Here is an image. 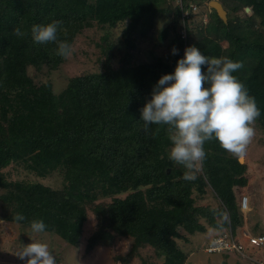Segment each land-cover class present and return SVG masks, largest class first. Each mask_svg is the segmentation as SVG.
<instances>
[{"label":"trees","instance_id":"trees-1","mask_svg":"<svg viewBox=\"0 0 264 264\" xmlns=\"http://www.w3.org/2000/svg\"><path fill=\"white\" fill-rule=\"evenodd\" d=\"M210 1L181 0V6L171 10L161 9L158 0H0V201L9 212L7 220L29 228L32 220H43L44 232L76 247L85 238L89 217H95L100 229L87 238V251L102 249L115 235L131 239V251L121 264L134 257L142 264H186L189 253L177 243L180 228L202 233L206 225L201 219L221 232L231 228L235 234L243 226L236 189L247 185V165L212 140L205 143L206 158L196 171L186 169L168 158L172 142L167 126L153 135L157 126L146 133L141 120V109L161 76L174 73L185 48L196 46L205 56L243 63L233 75L255 97L261 111L255 125L264 133V0H231L242 7L238 12L244 16L245 9H251L254 27L252 18L242 25L226 10L227 21L218 19L214 36L182 38L185 12ZM164 17L168 21L158 44L169 40V49L177 48L178 54H172L171 64L153 55L148 63L134 67L130 51L137 49V39L148 37L155 20ZM53 21L62 22L58 39L72 46L95 25L105 33L103 72L73 77L59 93L50 81L37 83L30 75L32 69L56 70L67 60L55 54L54 43L32 40V25ZM126 21L122 35L127 50L116 70L114 45L108 44L106 30ZM16 28L27 35L17 36ZM14 163L40 178L60 171L64 186L56 190L14 181L5 171ZM185 172L192 179H185ZM196 186L201 193L212 188L220 205H195ZM95 190L111 193V203L97 205ZM123 193L125 198L119 196ZM17 214L25 219L16 221ZM147 248L154 254L144 252ZM223 258H228L226 252Z\"/></svg>","mask_w":264,"mask_h":264},{"label":"rangeland","instance_id":"rangeland-1","mask_svg":"<svg viewBox=\"0 0 264 264\" xmlns=\"http://www.w3.org/2000/svg\"><path fill=\"white\" fill-rule=\"evenodd\" d=\"M220 2L225 10L232 12L234 17L239 19V23L242 25L247 21L246 19L252 18L255 23L251 21V27L257 23L254 17H252V11H246V16L243 13L238 12L240 5L231 0H216ZM181 0H158V5L161 9L175 8L180 5ZM210 2H205L202 5H193V11L185 12L181 26L182 38H189L192 41L202 39L204 36H214V28L220 18L217 12L210 7ZM181 6V5H180ZM190 14V15H189ZM168 18H159L155 20V24L149 32L148 37L144 39H137L138 47L134 51H130L134 58L132 64L134 67L136 64L141 65L148 63L152 56H158L157 58L168 60L172 63L173 55L172 49H169V40L159 42L161 30L166 26ZM222 19V18H221ZM129 21L125 23L117 24L116 27H109L106 31L109 33L107 42L114 45V60L113 66L116 70L122 66L120 61L127 50L125 41L123 38V32L126 29ZM104 31L97 25L93 29L87 30L78 36L73 48V55L59 66L58 69L48 71L46 68L36 71L30 70V75L36 80V82L50 81L56 93L66 86L69 80L76 76L95 75L103 72L102 62L106 60L103 53L104 44ZM174 34L169 35L172 37ZM140 41V42H139ZM255 136L251 143L247 146L246 153L243 156V164L248 168V182L244 187H238L236 194L238 200L243 195L249 198L248 210L241 209L244 213V224L238 228L234 234L231 228L225 229V232H221L220 228H214L208 226L204 219L200 222L206 225V229L202 233L190 234L180 228V234L182 238L177 239L179 247L186 253H189L186 264H264V247L257 248L252 247L247 242V238L250 235L264 234V133L260 131L259 127L255 125ZM227 155H232L227 152ZM234 156V155H232ZM195 166V171H196ZM198 168V167H197ZM10 178L14 181H27L31 183H40L46 186H50L53 189L61 190L64 186V177L60 171L53 172L45 178H40L34 173L24 169L21 164L14 163L8 169ZM3 191L0 190V196ZM94 196L98 198V204L111 203L110 194L103 195L100 190L92 192ZM127 193L119 195L125 198ZM195 200V205L202 207L217 208L220 205L218 198L214 191L210 187H206L203 193L198 191V187H194V193L192 194ZM5 211V212H4ZM9 212L4 210L0 201V264H26V260L22 261L16 253L23 249L24 245L31 242L46 243L49 250L56 258V264H121L122 258H126L130 253L133 241L131 239L115 235V238L107 245L96 251H87V238L97 232L99 227V221L97 218L90 219L85 225L84 240L76 247L69 246L62 242L57 236L43 232L40 234H34L29 227H24L18 222L7 220L5 214ZM221 223L219 222V226ZM260 225L257 229V226ZM223 229V230H224ZM236 235L240 240V243L245 246V252L249 254L251 258L243 257L242 254L230 252L228 258L224 261L223 256L219 254H208L204 247L205 243L211 242L216 236ZM148 254H154L153 248L144 249ZM145 253V254H146ZM253 257V258H252ZM117 258V260L115 259ZM129 264H142L138 257H134Z\"/></svg>","mask_w":264,"mask_h":264},{"label":"clouds","instance_id":"clouds-1","mask_svg":"<svg viewBox=\"0 0 264 264\" xmlns=\"http://www.w3.org/2000/svg\"><path fill=\"white\" fill-rule=\"evenodd\" d=\"M61 23L34 24L31 35L36 44L54 43L55 54L67 59L73 55L74 48L66 40L58 39ZM14 31L21 38L27 35L20 28ZM171 51L173 55L179 52L175 47ZM205 65L206 72L202 70ZM242 67V62L228 57H208L198 47L189 46L185 48L184 57L178 60L174 73L161 76L153 88L152 98L141 109V120L146 133L152 125L157 126L153 135L167 126L172 142L168 153L171 161L193 169L206 158L204 145L212 140L235 157L243 158L255 136L253 125L261 111L255 97L250 96L246 86L233 75ZM184 178L192 179L188 172ZM243 197L248 198L243 195L240 205ZM14 219L22 221L25 217L17 214ZM30 227L34 234H40L47 226L43 220H32ZM215 254L223 256V253ZM16 256L26 260V264H56L46 243L24 245Z\"/></svg>","mask_w":264,"mask_h":264},{"label":"built area","instance_id":"built-area-1","mask_svg":"<svg viewBox=\"0 0 264 264\" xmlns=\"http://www.w3.org/2000/svg\"><path fill=\"white\" fill-rule=\"evenodd\" d=\"M249 199L243 197L241 200V206L243 209H248ZM247 242L252 247L261 248L264 247V234L259 235H250L247 238ZM245 246L240 243V240L234 235L225 234L224 236H218L214 238L206 247V253L215 254V253H230L235 252L242 254L243 257L251 258L245 252Z\"/></svg>","mask_w":264,"mask_h":264},{"label":"water","instance_id":"water-1","mask_svg":"<svg viewBox=\"0 0 264 264\" xmlns=\"http://www.w3.org/2000/svg\"><path fill=\"white\" fill-rule=\"evenodd\" d=\"M210 6L216 10L220 18H222L224 21L227 20V11L224 9L223 5L220 2L212 0L210 2ZM246 10L249 11L248 8ZM239 161L241 164L244 163L243 158H239Z\"/></svg>","mask_w":264,"mask_h":264}]
</instances>
